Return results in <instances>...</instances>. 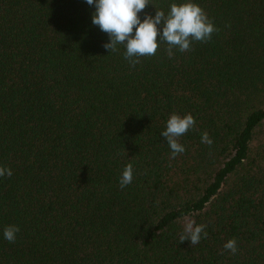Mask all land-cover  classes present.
Returning <instances> with one entry per match:
<instances>
[{
  "label": "trees",
  "instance_id": "16d2710c",
  "mask_svg": "<svg viewBox=\"0 0 264 264\" xmlns=\"http://www.w3.org/2000/svg\"><path fill=\"white\" fill-rule=\"evenodd\" d=\"M192 2L219 31L130 66L86 0H0V264H264V0ZM173 113L195 120L175 158Z\"/></svg>",
  "mask_w": 264,
  "mask_h": 264
},
{
  "label": "clouds",
  "instance_id": "9594fccd",
  "mask_svg": "<svg viewBox=\"0 0 264 264\" xmlns=\"http://www.w3.org/2000/svg\"><path fill=\"white\" fill-rule=\"evenodd\" d=\"M86 2L90 6H95L92 24L99 26L100 30L109 36V41L103 47L109 53H113L117 52L118 46L122 45L126 49L123 55L130 66L140 63V57L156 54L158 37L167 43L166 51L171 57L174 48L181 52L188 51L194 41L208 42L212 34L219 31L204 10L192 0L179 5L172 3L167 14L153 5L156 9L155 15L145 13L143 20L139 14L151 4L150 0H86ZM194 125L195 120L190 113L183 117L176 113L170 115L161 136L171 149L172 158L185 151L184 146L178 142V138ZM201 142L209 146L213 143L207 132L202 134ZM5 175L11 177L12 170L0 167V177ZM132 180L133 165L129 163L120 175V188L124 189L132 183ZM206 227L205 224L197 225L189 220L180 235V242L188 240L191 246L197 245L202 236L207 238ZM19 231L18 226L8 225L3 230V236L8 242L14 243ZM223 247L233 254L238 250L235 238L229 239Z\"/></svg>",
  "mask_w": 264,
  "mask_h": 264
}]
</instances>
